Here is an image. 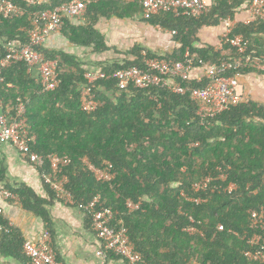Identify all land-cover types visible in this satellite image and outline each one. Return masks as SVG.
<instances>
[{
  "label": "trees",
  "instance_id": "1",
  "mask_svg": "<svg viewBox=\"0 0 264 264\" xmlns=\"http://www.w3.org/2000/svg\"><path fill=\"white\" fill-rule=\"evenodd\" d=\"M5 1L21 7L25 15L10 19L0 16V58L5 44L28 42L29 16L33 12L54 10L72 0H41V5L29 4L28 0ZM90 1L84 25L66 19L61 34L72 45L102 53L109 48L96 29L100 19H131L141 14L142 6L140 0ZM250 1L216 0L208 14L198 19L165 13L146 22L177 32L174 38L179 47L166 53L168 58L185 61L189 49L197 60L216 63L224 57H236V51L224 45L222 55L210 45L196 47L200 29L218 26L227 17L235 19L238 13L246 12ZM233 34L244 37L248 54L264 57V22H240ZM44 51L50 58L59 56L62 60L61 85L43 92L27 66L17 64L0 75V102L7 104L17 98L26 102L29 131L36 138L35 144L31 143L32 151L71 159L65 171L70 178L68 189L78 202L102 197V204L114 213L113 226L128 229L131 242L143 257L142 264H264L246 256L253 250L249 239L260 232L249 212L264 209V105L249 100L203 125L197 115L199 105L190 94L180 96L133 86L122 91L111 79L96 83L102 107L87 114L81 109V89L88 70L63 51ZM143 53L148 58L157 56L136 46L122 53L125 59L98 70L112 74L142 67ZM242 73L264 75L252 68ZM182 84L204 87L195 82ZM84 158L95 167L112 164L114 180L97 183L84 168ZM222 174L226 181L219 180ZM208 176L214 178L210 188L195 192L193 184ZM4 179L0 162V182ZM230 184L236 189L227 192ZM8 189L23 209L50 223V202L40 199L26 185ZM198 198L203 202L191 201ZM128 202L138 209L130 210ZM219 225H223V231ZM15 234L0 217V246L7 254L31 264L22 252L23 238Z\"/></svg>",
  "mask_w": 264,
  "mask_h": 264
},
{
  "label": "built area",
  "instance_id": "2",
  "mask_svg": "<svg viewBox=\"0 0 264 264\" xmlns=\"http://www.w3.org/2000/svg\"><path fill=\"white\" fill-rule=\"evenodd\" d=\"M215 1L140 0L142 6L140 16L144 20H150L160 14L173 13L177 17L186 16L198 19L208 14ZM232 1L237 0H229V2ZM28 2L32 5L42 3L41 0H28ZM90 3V0H72L54 10L33 12L29 18L31 28L27 31L28 42L22 44L20 41H15L4 45V56L0 58V75L3 70L22 63L27 66L28 72L36 77L43 92L56 90L62 82L60 77L62 70L59 68L62 60L59 56L50 58L44 51L45 45L53 34H59L62 31L66 19L83 24ZM246 12L250 16L247 24L258 20L264 22V0H251ZM24 15L25 11L14 3L5 0L0 2V16L3 19ZM221 23L224 31L215 49L223 55V46L228 45L235 49L236 57H224L216 63H211L197 60L191 55L189 49L186 51L185 61L168 58L165 54L148 58L147 54L143 53L142 67L134 66L116 70L112 74L101 70L86 71L84 74L86 83L81 89L82 111L94 114L99 110L102 104L97 100L96 83L111 79L116 80L117 88L122 91H127L130 86H133L141 90L152 88L167 90L171 94L180 96L190 94L192 101L199 105L197 115L203 125L228 112L231 108L248 102V97L240 92V81L244 77L242 70L252 68L264 73V57H254L247 53L244 37L233 34L237 26L233 18L221 19ZM171 35L175 37L177 32L171 31ZM184 82L204 84V87L183 86ZM26 106V102L21 98L7 104L0 102V109L3 111L0 115V145L4 143L13 145L17 152L32 165L43 169L45 181L55 192L56 197L73 205L75 201L66 189L69 178L63 174V169L71 164V159L68 156L57 154L38 155L32 151L31 143L35 144L36 138L29 131ZM83 162L97 181L108 182L114 178L111 165L103 170L96 168L87 160ZM46 166L49 167L48 171L45 169ZM226 178L225 174H222L219 180L226 181ZM213 181L214 178L208 176L194 183L193 190L195 192L206 191ZM235 189L236 186L230 184L226 191L232 192ZM3 195L6 199H18L8 191H5ZM191 201L196 204L203 202L200 198ZM130 207L134 206L130 205ZM85 208L90 214L91 228L97 233L102 243V258L107 256L106 252H111L125 260L127 264L142 263V256L131 243L128 230L124 227L117 229L111 226L113 213L101 204L99 196L89 201ZM249 214L251 221L260 232L249 239L253 250L248 251L246 256L253 261L264 263V209L250 211ZM3 215L4 210L0 205V217ZM218 229L223 231V225H219ZM190 232H194V229ZM22 252L31 264H63L58 260L48 234L37 242L27 240L23 244Z\"/></svg>",
  "mask_w": 264,
  "mask_h": 264
},
{
  "label": "crops",
  "instance_id": "3",
  "mask_svg": "<svg viewBox=\"0 0 264 264\" xmlns=\"http://www.w3.org/2000/svg\"><path fill=\"white\" fill-rule=\"evenodd\" d=\"M233 20L237 24L240 22L247 24L250 16L247 12H242ZM70 21L74 25H84ZM96 29L104 36L109 48L105 52L94 53L92 48L72 45L61 33L53 34L45 49L63 51L75 57L84 70L95 71L106 64L112 65L116 61L125 59L122 53L136 46L157 55L172 53L179 47L171 31L150 25L141 18L140 14L131 19L102 18L97 23ZM223 31L222 23L218 26L201 28L197 35L199 42H196L195 46L210 45L216 48ZM129 59L133 61L134 57ZM240 85L242 93L246 94L249 100L264 105V75L249 74L241 78ZM0 162L5 170V179L0 182V205L4 210V215L1 217L9 228L15 230L16 236L23 238L24 243L27 240L37 242L48 234L57 258L63 264H126L120 258L110 257V254L105 258L101 257L103 246L97 233L91 228L85 205L78 201L73 205L66 202L64 204L45 181L43 169L32 165L9 143L0 145ZM21 185H26L40 199L51 203L48 207L50 223L23 209L18 199L4 197L5 191L10 192L8 188ZM52 195L54 198L51 197ZM0 264H28V262L26 259L7 254L5 248L0 246Z\"/></svg>",
  "mask_w": 264,
  "mask_h": 264
},
{
  "label": "clouds",
  "instance_id": "4",
  "mask_svg": "<svg viewBox=\"0 0 264 264\" xmlns=\"http://www.w3.org/2000/svg\"><path fill=\"white\" fill-rule=\"evenodd\" d=\"M47 11V10H46ZM30 17V16H29ZM85 23V22H84ZM83 23V24H84ZM61 33V32H60ZM245 77V76H244ZM243 78V77H242ZM8 87H9V85H8ZM11 87H12V85H11ZM11 87H9V88H11ZM240 88H241V85H240ZM246 95V94H245ZM102 107V106H101ZM3 113V111L1 110V114ZM37 154V153H36ZM58 155V154H57ZM61 156V155H60ZM63 156V155H62ZM84 160H87L90 164H92L87 158H84L83 160H82V162L84 161ZM71 164H72V161H71ZM71 164L67 167V168H69L70 166H71ZM83 164H84V162H83ZM93 165V164H92ZM109 165H111L112 166V164H110V163H105V165L102 167V168H100V167H96V168H99V169H103V170H105L106 168H108L109 167ZM67 168H64L63 169V174H66L67 176H68V174L65 172L66 171V169ZM84 168L88 171V172H90L88 169H87V167H86V165L84 164ZM46 171H48L49 170V167L48 166H46ZM111 171L113 172V166H112V169H111ZM91 173V172H90ZM114 173V172H113ZM92 175H93V173H91ZM114 175V178H115V173L113 174ZM94 176V175H93ZM68 178H69V176H68ZM94 178H95V176H94ZM114 178L111 180V181H108L107 183H109V182H112L113 180H114ZM95 181L97 182V183H106V182H99V181H97V179L95 178ZM69 184H70V178H69ZM69 184L66 186V189H67V191L69 192V193H71V195H72V197H73V200L75 201V202H77V200L75 199V197H74V195L72 194V192L68 189V186H69ZM96 196H99L100 198H101V204H102V197L100 196V195H96ZM95 196V197H96ZM183 196V195H182ZM94 198V197H93ZM92 198V199H93ZM91 199V200H92ZM90 200V201H91ZM85 206L88 204V202L87 203H84V202H82ZM64 204H65V202H64ZM103 205V204H102ZM130 205H132V206H134L133 208L132 207H130ZM104 206V205H103ZM128 206H129V208H130V210H135V209H138V206L137 205H134L133 203H131V202H128ZM105 207V206H104ZM106 208H108V207H106ZM108 209H110V208H108ZM111 210V209H110ZM112 211V210H111ZM113 213V212H112ZM88 217L90 218V214H88ZM113 222H114V213H113V220H112V222H111V226L112 227H114V228H117V227H115V226H113ZM90 225H91V222H90ZM122 227H124V226H120V227H118L117 229H119V228H122ZM124 228H126V227H124ZM127 229V228H126ZM128 230V229H127ZM191 230V229H190ZM189 230V231H190ZM128 235H129V232H128ZM129 238H130V236H129ZM131 241V240H130ZM132 243V242H131ZM133 244V243H132ZM134 245V244H133ZM135 247V246H134ZM136 249V248H135ZM106 254H113V253H111V252H106ZM114 255V254H113ZM115 256V255H114ZM142 256V255H141ZM116 258H120V257H118V256H115ZM120 259H122V258H120ZM142 259H143V257H142ZM123 260V259H122ZM125 263H126V261L125 260H123ZM144 261H142V263H143ZM142 263H140V264H142ZM127 264V263H126Z\"/></svg>",
  "mask_w": 264,
  "mask_h": 264
},
{
  "label": "rangeland",
  "instance_id": "5",
  "mask_svg": "<svg viewBox=\"0 0 264 264\" xmlns=\"http://www.w3.org/2000/svg\"><path fill=\"white\" fill-rule=\"evenodd\" d=\"M240 92H241V93L243 92L242 88L240 89ZM243 94H244V93H243Z\"/></svg>",
  "mask_w": 264,
  "mask_h": 264
}]
</instances>
